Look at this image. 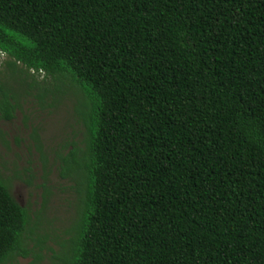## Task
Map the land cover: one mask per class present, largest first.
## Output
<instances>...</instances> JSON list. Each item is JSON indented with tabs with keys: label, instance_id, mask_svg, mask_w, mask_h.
<instances>
[{
	"label": "trees",
	"instance_id": "trees-1",
	"mask_svg": "<svg viewBox=\"0 0 264 264\" xmlns=\"http://www.w3.org/2000/svg\"><path fill=\"white\" fill-rule=\"evenodd\" d=\"M0 54L2 119L91 102L70 264H264V0H0ZM36 226L0 177V264Z\"/></svg>",
	"mask_w": 264,
	"mask_h": 264
},
{
	"label": "rangeland",
	"instance_id": "rangeland-1",
	"mask_svg": "<svg viewBox=\"0 0 264 264\" xmlns=\"http://www.w3.org/2000/svg\"><path fill=\"white\" fill-rule=\"evenodd\" d=\"M4 60L5 56L0 54L1 79L6 71L2 66ZM34 76L37 80L45 79L42 73ZM8 82L22 95L30 90L17 75L8 76ZM40 87L31 91L43 93L44 87ZM61 88L62 93L57 96L61 102L55 108L42 110L28 95L20 98L11 120L0 117V177L8 183L14 199L27 207L31 222H37L32 238H44L41 249L34 248V252L41 254L40 260L34 261L31 254L12 264H70L73 243L69 241L62 249L70 236L69 228L77 225L85 184L82 174H68L67 166H74L66 164L64 158L73 145L84 146L83 116L90 110L91 102L75 86ZM74 230L75 227L72 235ZM28 242L32 247L34 241Z\"/></svg>",
	"mask_w": 264,
	"mask_h": 264
}]
</instances>
